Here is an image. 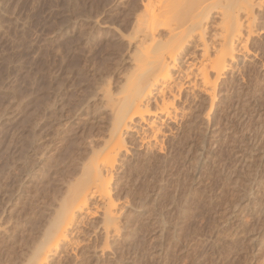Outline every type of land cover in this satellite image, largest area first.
Returning a JSON list of instances; mask_svg holds the SVG:
<instances>
[{
    "label": "rangeland",
    "instance_id": "374dc122",
    "mask_svg": "<svg viewBox=\"0 0 264 264\" xmlns=\"http://www.w3.org/2000/svg\"><path fill=\"white\" fill-rule=\"evenodd\" d=\"M139 3L0 0V264L25 261L59 209L73 170L89 152L86 137L96 142L107 133L104 109L78 112L67 124L65 119L48 117L53 89L47 88L66 79L70 59L78 55L80 68L88 50L96 49L93 68L82 70L87 74L81 72L82 84L76 74L81 85L71 88L81 96L95 78L93 69L124 48L122 36ZM212 21H218L217 15ZM256 28L254 39L260 47L237 55L220 82L210 113L211 98L188 88L184 92L188 98L182 97L187 100L177 102L182 112L188 109L181 127L165 128L169 134L165 153L153 154L129 142L128 151L119 156L112 186L126 208L124 227L111 240V250L102 256L97 251L100 258L93 255L102 237L98 212L79 220L81 232L74 236L79 243L67 252L61 248L49 264H264V12L258 15ZM78 58L70 61L78 65ZM122 66L124 70L129 63ZM55 100L62 106V100ZM39 119L44 132L52 126L49 131L55 133L65 125L60 128L64 142L56 138L57 143L48 146L41 140L47 153L41 165L35 162ZM128 136L131 141L135 132Z\"/></svg>",
    "mask_w": 264,
    "mask_h": 264
},
{
    "label": "bare ground",
    "instance_id": "6f19581e",
    "mask_svg": "<svg viewBox=\"0 0 264 264\" xmlns=\"http://www.w3.org/2000/svg\"><path fill=\"white\" fill-rule=\"evenodd\" d=\"M263 12L264 0H140L137 12L134 13L128 27L129 31L123 33L127 34V36H122L126 41H124V48L122 46V50L118 52L116 49L114 56L112 58V55L110 56L111 60L107 57L110 62L108 60L107 64L103 63V67H100L99 64L98 68L93 69L95 78L91 79L93 77L91 73L92 76L89 78L91 82L87 88H84L85 90L83 89L84 92L81 96L76 97L77 93L74 94L72 89L76 87V83L78 86L83 83L81 72L84 69L86 71V68L93 64L96 49L88 50L86 60L83 59L85 63L80 62L82 66L85 64L82 69H80L82 66L77 67L81 59L78 58V55V65L75 64L77 61L75 56L72 58L76 59H70L75 62L72 63L69 60L66 63L69 65L66 66L68 71L64 67L68 74L65 72L66 79L63 76V78L61 77L63 80L58 81L59 79H57L58 82L55 86L54 82L53 86H49L50 84L49 87L47 86V91H50L48 90L50 87L53 89L51 92L53 95L48 94V98H50L49 95L54 98L50 100L51 102L53 100V103L49 104L52 107L48 117L51 115L53 120L59 121L65 119L67 122L64 124H67L70 119L79 114L78 112L86 110V113H89L93 108L100 109V111L104 109L108 122L106 124L108 125L107 131L104 133H107L103 139L96 142L91 139L93 137H86L88 138L89 152L87 151L86 155L82 154L81 158L83 159L73 170L75 173L70 179L68 175L69 181L66 183L65 191L61 194L63 198L60 200L59 209L49 220L41 239L33 247L31 246L29 253L24 254L23 260L25 259V261H22V264H49L52 255H55L61 248L66 252L68 248L73 250V246L79 243H76L77 239L74 236L81 232L80 228L76 226L77 223L83 217L97 215L98 212L101 213L99 226L102 237H100L101 244L96 245L93 255L97 257V251H99V255L102 256L111 250V240L120 236L122 227H124V207L126 208L124 199L120 193H116L117 190L114 191L112 186L115 182L119 156L128 151L129 142L135 143V145L137 143V146L148 149L151 153L155 152L153 154H156V151L161 153L166 151V140L169 134L165 128L168 127L173 131L172 124L181 127L182 119H185L183 117H186L185 112L187 113L188 109L182 112L183 109H178L177 102L182 100V97L184 98V92L188 88L200 89L211 98L208 110L210 113L215 106L216 91L220 82L226 72L233 68L237 55L249 54L251 48L260 47V43L254 39L256 38L254 36L259 32V29L256 28L258 15L261 16ZM214 14L217 15L218 21H212ZM213 24H215L214 27ZM192 48H194L193 51H191ZM123 62L129 63V67H125L124 70H122ZM63 71L64 69H62ZM76 74H79L77 77H81L82 81L79 80L80 83L82 82L81 84H78ZM80 89L82 88L80 87ZM56 98L63 101L62 106L58 105L61 102L57 103ZM189 108L193 107L189 106ZM103 115L105 116V114ZM40 121L39 119L36 124V156L38 160L35 162L38 161L41 165L45 161L46 153L41 140L45 139L48 146L55 145L58 138L63 141L64 138L60 136V133L65 125L60 127L61 130L54 127L55 133L49 131L52 126L48 127L47 132H44ZM85 122L83 121V123ZM130 132H135V137L132 136L134 138L131 137L132 140L128 141ZM87 133L86 135H90ZM189 136L190 134L187 137ZM173 151L175 152V150ZM151 168L149 169L151 170ZM62 171L64 170L62 169ZM88 256L92 257V255Z\"/></svg>",
    "mask_w": 264,
    "mask_h": 264
}]
</instances>
